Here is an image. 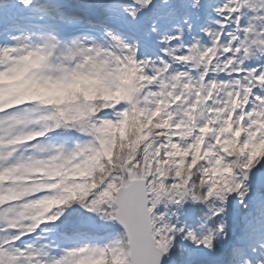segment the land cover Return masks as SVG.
I'll list each match as a JSON object with an SVG mask.
<instances>
[{
  "label": "snow or ice",
  "instance_id": "6c2138e0",
  "mask_svg": "<svg viewBox=\"0 0 264 264\" xmlns=\"http://www.w3.org/2000/svg\"><path fill=\"white\" fill-rule=\"evenodd\" d=\"M0 264H264V0H0Z\"/></svg>",
  "mask_w": 264,
  "mask_h": 264
}]
</instances>
